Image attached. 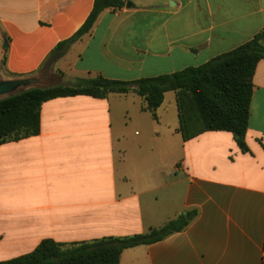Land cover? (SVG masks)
<instances>
[{
    "label": "crops",
    "instance_id": "0c3cea01",
    "mask_svg": "<svg viewBox=\"0 0 264 264\" xmlns=\"http://www.w3.org/2000/svg\"><path fill=\"white\" fill-rule=\"evenodd\" d=\"M124 1L54 65L64 83L174 74L264 31V0ZM95 2L0 0V85L36 77ZM253 85L247 152L229 132L184 142L174 92L158 120L134 93L43 104L38 136L0 146V262L47 239L132 237L192 213L183 232L120 264H264V60Z\"/></svg>",
    "mask_w": 264,
    "mask_h": 264
},
{
    "label": "trees",
    "instance_id": "16d2710c",
    "mask_svg": "<svg viewBox=\"0 0 264 264\" xmlns=\"http://www.w3.org/2000/svg\"><path fill=\"white\" fill-rule=\"evenodd\" d=\"M124 0H96L94 9L83 27L71 39L60 43L40 70L35 87L11 94L0 100V146L38 136L41 131L43 104L58 98L89 96L107 98L111 94L134 93L142 97L154 120L164 104L165 95L174 92L179 112V132L184 142L207 132L233 134L239 148L247 152L246 135L249 128L253 97V77L258 64L264 60V31L239 48L216 57L199 67H189L174 74L136 81L106 79L100 75L76 79L66 85L54 65L71 46L90 34L100 16L107 10H121ZM193 214L181 216L164 227L147 234L126 238H103L92 242L61 244L51 239L30 254L0 262V264H120L124 251L153 245L183 232Z\"/></svg>",
    "mask_w": 264,
    "mask_h": 264
},
{
    "label": "water",
    "instance_id": "95a60500",
    "mask_svg": "<svg viewBox=\"0 0 264 264\" xmlns=\"http://www.w3.org/2000/svg\"><path fill=\"white\" fill-rule=\"evenodd\" d=\"M53 70V69H52ZM37 77V76H36ZM36 77H33L31 79H27V80H24V81H21V82H16V83H8V84H3V85H0V100L4 99V98H7L8 96H10L11 94H14V93H18V92H15L20 86H23V87H20V91L22 90H27V89H31V88H35V87H43L44 85L42 86H34V87H28L26 86L27 84H32V85H35V84H39L37 81H36ZM19 91V92H20ZM4 96V97H3ZM3 97V98H2Z\"/></svg>",
    "mask_w": 264,
    "mask_h": 264
},
{
    "label": "rangeland",
    "instance_id": "374dc122",
    "mask_svg": "<svg viewBox=\"0 0 264 264\" xmlns=\"http://www.w3.org/2000/svg\"><path fill=\"white\" fill-rule=\"evenodd\" d=\"M64 84H66V85H69V84H67V83H64ZM42 86V85H40V84H35V85H32V84H27L26 86H28V87H34V86ZM24 86V85H23ZM23 86H20V87H23ZM20 87L15 91V92H19L20 91Z\"/></svg>",
    "mask_w": 264,
    "mask_h": 264
}]
</instances>
